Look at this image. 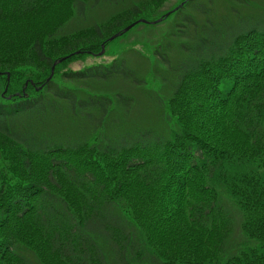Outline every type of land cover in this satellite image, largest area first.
Returning a JSON list of instances; mask_svg holds the SVG:
<instances>
[{
	"label": "trees",
	"instance_id": "1",
	"mask_svg": "<svg viewBox=\"0 0 264 264\" xmlns=\"http://www.w3.org/2000/svg\"><path fill=\"white\" fill-rule=\"evenodd\" d=\"M164 2L0 0V264H264L263 13H181L176 55L152 51L159 130L116 126L130 99L95 87L146 86L123 61L65 69ZM101 4L125 5L64 31ZM78 118L90 135L55 131Z\"/></svg>",
	"mask_w": 264,
	"mask_h": 264
},
{
	"label": "rangeland",
	"instance_id": "2",
	"mask_svg": "<svg viewBox=\"0 0 264 264\" xmlns=\"http://www.w3.org/2000/svg\"><path fill=\"white\" fill-rule=\"evenodd\" d=\"M127 3L133 2L135 0H124ZM211 1V3H209ZM245 6H239L235 4L239 12L242 14L244 11L247 13L256 16L257 14L264 15V0H243ZM182 2L186 3L181 10L172 12L165 21L160 22L159 24H150L155 26H146L148 24L139 23L135 25L128 32L117 37L113 41L109 42L104 46V51L102 55H87L83 56L78 53L76 56L78 59L73 60L72 62H67L65 69H70L72 71H82L85 67L96 66V65H109L111 62L117 60V62L123 61L128 69L133 71L136 75L145 80L146 86L139 88L136 84L130 80H121L120 78H114L110 81L105 82H95V87H97L100 92L107 91L110 95L120 94L126 98H129L131 104L128 108V111L121 110L118 108L116 112H113L112 119L114 121L118 120L115 124L116 126H121L125 124V127H145L152 130H159L162 126V116L163 110L160 109L162 99L167 96L159 93V83L157 79V69L160 67L158 57L152 56L153 49L157 47V50L160 53L167 52V46L170 45V51L172 54L176 55V50L181 43H184V40L178 35L175 38L169 37V32L172 33L174 23L180 20L181 13L190 12L196 7L204 8L207 7L212 13V18L217 22L220 20V16L227 12V8L231 5V0H165L161 6V13L166 14L172 11L175 7H178ZM125 4H121L117 7H112L108 5H97L93 9L87 10V15L83 19V22L77 18L70 20L65 27L64 31L70 33L82 27L84 25L99 22L106 19L110 14L116 11L119 8H122ZM92 10V11H90ZM175 13V14H174ZM200 24L203 20L202 16L199 14L196 16ZM143 20V19H141ZM146 21V20H145ZM153 22V21H147ZM1 26L4 32L9 34V37L16 36L20 34V29L13 26L5 25ZM6 28V29H5ZM8 37V38H9ZM0 39H3L0 37ZM188 42V41H186ZM161 46V48H159ZM65 60V59H64ZM63 60V61H64ZM62 64L59 63L58 66ZM150 73V74H149ZM54 74V71H53ZM2 75V74H0ZM6 80H9V76L6 75ZM150 88V89H149ZM37 91H39L37 89ZM23 92V91H21ZM166 93V92H165ZM5 92L2 94L3 97ZM158 97H156V95ZM17 95H20L17 93ZM12 96H8L10 98ZM6 98V99H8ZM162 98V99H161ZM164 108V107H162ZM78 121L66 120L62 123H59L55 131L61 130L66 126L72 125L71 131L77 136H88L90 135L89 129L85 125L86 123L82 119H76ZM78 123H82L78 128ZM78 129V130H77ZM108 132L110 134L117 133L114 127H111L109 124ZM238 216V215H237ZM238 230H236L233 240L236 235L238 237ZM108 264H114L110 256L107 257Z\"/></svg>",
	"mask_w": 264,
	"mask_h": 264
},
{
	"label": "water",
	"instance_id": "3",
	"mask_svg": "<svg viewBox=\"0 0 264 264\" xmlns=\"http://www.w3.org/2000/svg\"><path fill=\"white\" fill-rule=\"evenodd\" d=\"M187 1H188V0H187ZM182 6H183V3L180 4L178 7H176L175 9H173V11H170V12L166 13L161 19H158V20L153 21V22H147V21H145V20H139V21H136L135 23H133V24L129 25L128 27H126L125 29H123L120 33H118V34L112 36L111 38H109L108 42H111V41H113L114 39H116L117 37L121 36L122 34L128 32L131 28H133L135 25H137V24H139V23H143V24H157V23H159L162 19L167 18L172 12L177 11V10H178L180 7H182ZM103 51H104V45H101V51H100V53H99L98 55H99V56L102 55V54H103ZM77 54H78V53H77ZM63 60H64V59H61V60H58L57 62L54 63V65H53V67H52V69H51V73H50L49 77L46 79V83H48V82L51 80L52 76H53V68H54V66H56V65L59 64V63H61ZM41 88H42V87H39L38 90H40Z\"/></svg>",
	"mask_w": 264,
	"mask_h": 264
}]
</instances>
